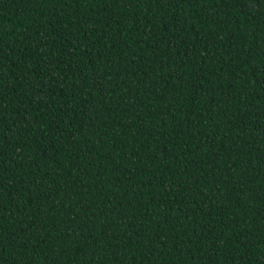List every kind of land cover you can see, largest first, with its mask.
I'll return each mask as SVG.
<instances>
[{"label": "trees", "instance_id": "16d2710c", "mask_svg": "<svg viewBox=\"0 0 264 264\" xmlns=\"http://www.w3.org/2000/svg\"><path fill=\"white\" fill-rule=\"evenodd\" d=\"M0 264H264V0H0Z\"/></svg>", "mask_w": 264, "mask_h": 264}]
</instances>
